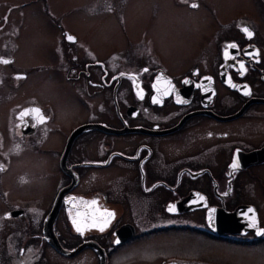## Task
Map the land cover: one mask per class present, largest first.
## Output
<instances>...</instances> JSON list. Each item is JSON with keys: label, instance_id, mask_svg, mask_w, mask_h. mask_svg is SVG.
<instances>
[{"label": "flooded vegetation", "instance_id": "flooded-vegetation-1", "mask_svg": "<svg viewBox=\"0 0 264 264\" xmlns=\"http://www.w3.org/2000/svg\"><path fill=\"white\" fill-rule=\"evenodd\" d=\"M171 2L203 15L184 20L203 40L179 65L131 33L97 54L60 26L28 67L0 31V264H229L184 250L264 247V0ZM32 68L57 69L49 97ZM32 108L43 123L21 119Z\"/></svg>", "mask_w": 264, "mask_h": 264}, {"label": "rangeland", "instance_id": "rangeland-1", "mask_svg": "<svg viewBox=\"0 0 264 264\" xmlns=\"http://www.w3.org/2000/svg\"><path fill=\"white\" fill-rule=\"evenodd\" d=\"M99 1L103 0H0V31H9L13 38L9 50L28 67L41 64L53 55L60 26L73 30L79 42L95 49L97 54L118 48L131 33L130 40L147 43L149 48L160 53L161 61L166 65H179L197 58L200 45L197 43L203 39L184 29L183 25L189 26L190 23L184 21L188 18H202L201 10H188L183 5L178 8L171 0H159V4L158 0H111L113 10L103 11ZM199 2L203 4V0ZM119 4L128 6L122 12L120 8L115 11ZM56 70L32 68L29 84L36 95L49 97L48 91L58 89L52 82L56 77L47 79L46 76L47 72ZM190 241L198 239L191 238ZM200 242L202 244L189 245L184 251L189 252L190 247H195L197 253L226 259L229 264H264V247L229 248ZM168 247L169 250L162 246L158 249H165L163 252L173 250ZM217 248V252L223 251L217 253Z\"/></svg>", "mask_w": 264, "mask_h": 264}, {"label": "snow or ice", "instance_id": "snow-or-ice-1", "mask_svg": "<svg viewBox=\"0 0 264 264\" xmlns=\"http://www.w3.org/2000/svg\"><path fill=\"white\" fill-rule=\"evenodd\" d=\"M195 6L196 5H193V7H195ZM242 30L247 34L248 37H251L253 35V33L247 27L243 28ZM69 39H71V37H69ZM231 47L235 48L236 45L232 44ZM226 55H227V53H226ZM3 62L4 63H8L9 61H3ZM244 67H245L244 64L241 63L240 64V68L244 69ZM241 74H243V72ZM244 94L245 95L249 94V90L247 89V86H245V88H244ZM153 102H157L158 103L159 101L155 97H153ZM20 116H21V119H23V117H25V116H32V118L35 119L37 121V123H43L45 121V119H46L43 116V114L41 113V110L39 108L26 109L24 112H22L20 114ZM33 126H35V125H33ZM238 167H239V164L234 162L233 165H232V168L236 169ZM201 199H203V197H201ZM168 210L169 211H175V208L174 207H169ZM248 213H253V215L251 217V223H250L249 226L250 227H254L255 226V215H254L253 209L249 208L248 209ZM111 215H112V213H106V216H111ZM74 223H75V221H74ZM104 223L106 224L107 221L105 220ZM93 226H96V225L93 224ZM101 230H103V228H101ZM77 231H81V228L77 227Z\"/></svg>", "mask_w": 264, "mask_h": 264}, {"label": "water", "instance_id": "water-1", "mask_svg": "<svg viewBox=\"0 0 264 264\" xmlns=\"http://www.w3.org/2000/svg\"><path fill=\"white\" fill-rule=\"evenodd\" d=\"M189 264H198V263L191 262V263H189Z\"/></svg>", "mask_w": 264, "mask_h": 264}]
</instances>
